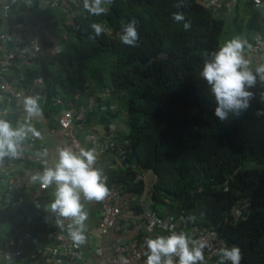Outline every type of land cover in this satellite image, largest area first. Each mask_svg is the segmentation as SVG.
I'll use <instances>...</instances> for the list:
<instances>
[{"label": "trees", "instance_id": "obj_1", "mask_svg": "<svg viewBox=\"0 0 264 264\" xmlns=\"http://www.w3.org/2000/svg\"><path fill=\"white\" fill-rule=\"evenodd\" d=\"M7 1L13 13L9 21L0 17V30L19 18L17 6L25 3ZM176 2L113 0L105 5L108 11L101 16L90 15L82 0L66 11L48 5L46 16L56 18L52 30L62 37L60 51L38 55L25 68L14 66L6 77L16 79V85L23 86L29 96H33L29 84L41 77L46 95L41 106L47 118L80 105L72 93L82 92L88 104L93 102L91 111L88 104L81 105L86 121L98 109L105 125L101 142L112 140L105 151L115 155L106 167L108 185H122L123 191L141 196L144 184L137 177L149 173L145 199L152 211L194 215L195 222L211 229L225 246L241 249V264H264V116L255 115L264 105L253 100L247 112L236 118L230 116L225 122L214 115V98L199 72L208 54L221 44L226 22L222 13L226 9L215 10L195 0H186V5L178 9ZM236 6L233 15L238 31L251 34L262 26L257 13L249 11L246 19L239 16L240 7ZM30 8L31 21L44 16L36 6ZM177 11L191 21L189 30H184L183 22L172 19L171 14ZM67 12L76 14L69 20ZM132 19L137 21L139 33L136 46L119 39L123 26ZM93 21L106 29L95 41L88 38ZM251 37H246L250 43ZM261 62L253 57V68ZM57 89L71 94L64 103L68 99L74 104L56 103ZM120 115L128 132L110 126ZM18 118L16 122L5 119L16 125ZM16 173H23L21 167ZM25 192L23 187L16 188V198L24 197L26 202L9 212L8 226L12 229L1 231L0 239L12 230L37 233L38 226L50 225L45 219L33 225L26 222L22 212L43 209L34 208L28 202L30 193ZM43 195L41 190L39 203ZM242 198L248 203L237 216L234 208ZM215 259L218 264L219 257Z\"/></svg>", "mask_w": 264, "mask_h": 264}, {"label": "built area", "instance_id": "obj_2", "mask_svg": "<svg viewBox=\"0 0 264 264\" xmlns=\"http://www.w3.org/2000/svg\"><path fill=\"white\" fill-rule=\"evenodd\" d=\"M25 3H19L17 8L19 12L14 21H11L6 28L0 30V117L7 118L10 121L18 123L24 122L25 111L23 107V98L29 96L23 86L16 85L14 81L6 77V72L14 66L25 68L38 55L47 56L60 51L62 47L61 35L52 30V23L56 18L46 16V6L51 8H60L64 11L75 4L77 0H24ZM205 7H212L215 10H232L236 5L247 3L249 8L260 11L264 16V0H260L257 5L256 0H195ZM7 0H0V17L4 21H9V17L13 13L12 7ZM21 5L24 7L21 8ZM30 6H36L44 11V16L36 21H31L32 12ZM76 12H67L69 20L72 19ZM78 13V12H77ZM252 48L247 50L248 57L253 62V57L261 60L264 55V26L254 31L252 36ZM255 54V56H253ZM264 62V61H263ZM45 84L41 77H37L29 84L30 92L33 96L41 97L40 104L44 103L45 96L43 89ZM59 92V93H58ZM60 89H57L55 96L56 103H62ZM106 94H103L105 97ZM93 102L87 106L89 111L92 110ZM86 111L81 105L74 108L61 109L54 114L55 119L62 130V141L58 144L66 145L74 150L84 147L79 137V132L84 131L87 119ZM17 123V124H18ZM16 124V125H17ZM13 125V126H16ZM33 125V122H32ZM111 134L107 137L109 138ZM112 140L100 142L96 147L98 158L96 165L102 153L106 151ZM41 144L37 142V138L32 136L23 142L21 154L18 158H5L0 162V176L2 170L6 171V187L0 190V204L3 205L7 212L15 211V207H22L25 198H16V188L25 187L27 185L23 181L22 174L16 173L19 167L27 166L31 162L27 156L32 155L36 150L40 149ZM124 155L120 156L118 164ZM17 160V162H16ZM35 161L43 169L45 166L42 158L37 157ZM18 164V165H17ZM95 165V166H96ZM23 169H21V172ZM25 172V171H24ZM144 173L137 179L143 180L144 188L141 196H135L127 191H123L122 185H108L106 178V186L109 189L108 196L99 202V217L97 220V229L99 232L114 230L117 232H130L136 229L137 232L128 238L120 241H112L108 247V255L104 256L99 264H145L146 250L144 240L146 237H155L157 235H168L169 229L174 225L177 232H186L195 239L204 238L208 241V246L204 249L206 264H217L215 259L216 249L225 243L222 239L214 236L211 229L207 226L199 225L197 222L187 221L186 215L181 213L157 214L152 211L146 202L147 195V178ZM35 189L31 193L28 200L29 203L37 208L40 205L38 197L40 191L43 190L37 183ZM137 207L141 208L140 210ZM241 207L234 208L235 214L239 216ZM29 209V208H24ZM23 218L30 224H37L39 219H45L50 225H41L37 228V233L23 231L20 229L12 230L5 239L0 240V255H9L13 261L22 258L20 264H92L87 257L86 251L82 247H74L68 238L66 231L58 229L55 226L54 218L49 212H32V209L22 212ZM93 252L102 256L104 249L97 244ZM123 258V259H122Z\"/></svg>", "mask_w": 264, "mask_h": 264}, {"label": "clouds", "instance_id": "obj_3", "mask_svg": "<svg viewBox=\"0 0 264 264\" xmlns=\"http://www.w3.org/2000/svg\"><path fill=\"white\" fill-rule=\"evenodd\" d=\"M82 3L90 15L101 16L108 11L105 5H111L113 0H82ZM256 3L259 5L260 0H256ZM185 5L186 0H177L175 7L179 9ZM171 15L174 21L183 22L185 31L191 28V21L185 20L183 12L177 11ZM89 27L92 31L88 38L93 41L106 32L104 25L95 21ZM119 39L125 45L136 46L139 33L135 19L123 26ZM251 48L248 39L235 35L211 51L203 61L199 77L214 98V115L221 122L228 121L230 116L236 118L247 112L253 100L258 99L264 105V62L253 68L252 60L247 55V50ZM261 60L264 61V55ZM253 88L258 91H251ZM40 100L39 96L23 98L24 122L16 126L0 117V162L6 157L18 158L23 142L30 134L39 137L40 133L32 121L43 118ZM255 115L264 116V107L257 108ZM38 155L45 166L31 175V182L38 183L41 189H53L52 199L46 204L45 210L54 218L55 226L66 231L73 246L81 247L87 243L89 213L85 202H100L109 194L104 171L95 166L98 153L95 148L80 147L77 151L60 145L55 148L51 164L47 159V150ZM186 219L194 222L196 217L189 215ZM174 228L173 225L168 235L145 238V264H206L204 249L208 241L204 238L195 239ZM216 255L219 257L218 264H241L242 254L238 246L221 244L216 249ZM5 259L11 260V257L6 255Z\"/></svg>", "mask_w": 264, "mask_h": 264}, {"label": "crops", "instance_id": "obj_4", "mask_svg": "<svg viewBox=\"0 0 264 264\" xmlns=\"http://www.w3.org/2000/svg\"><path fill=\"white\" fill-rule=\"evenodd\" d=\"M247 6L248 4L245 2L242 3V5H239L240 7L239 16L247 19L249 11H254L255 13L259 15V22H261L262 26H264L263 14L260 11L251 9ZM222 14L225 17V20H228L231 23H235L234 22L235 16L233 15L234 14L233 9L225 10V12ZM261 27L259 26L258 29H260ZM255 30L257 29H254L253 33ZM72 94L75 96L76 98L75 102L76 103L78 102L77 104H80L82 106H86L88 104L87 103L88 99L84 97V94L82 92H74ZM61 95H63L62 104L64 106L66 104L67 105L74 104V101L72 102V101H69L68 99H66V103H64V98L70 97L71 94L68 96L66 93L62 92ZM93 111H94V114L90 116L91 118H89L86 121L84 131L79 132V137L82 140L84 147L86 148H95L101 142V138H105V134H104L105 125L103 121L101 122V116H100L101 113L98 111V109H94ZM32 122H33V126L35 127V129L40 133L39 137H36V138H37V142L40 143L41 146H40V149L36 150L32 155L27 156L29 159H31V162L28 163L27 166H25L26 165L25 164L21 168L23 169L22 170L23 171V174H22L23 181L27 185V187H25V191H26L25 193H30L28 199L30 198L33 188L36 185L31 182V179H30L31 175L34 174L35 172L42 170V168L35 161V159L37 157H40V155H38L39 153L47 150L48 152L47 159H48L49 164H51L52 158L55 153V148L62 141V130L59 128V125L55 119L54 114L50 118H47L43 115V118L41 120L39 121L33 120ZM110 126L113 128L117 127L115 122H112ZM114 158H115V155L113 154V152L109 151V152H105L98 161V164L96 167L103 169L104 175L106 178H107L106 167L111 165V161ZM2 178L4 179L6 178L5 173L1 174L0 176V190H4L6 187V181L3 180ZM52 192H53V189L51 188L43 189L44 195L42 197H44V199L40 201V205H39V207L41 208L40 210L43 209V212H47L45 210V206L52 199ZM45 201H47V203ZM85 208L89 213V219L87 221L88 230L86 233L87 243L81 247L86 251L87 257L92 264H99V262L100 263L102 262V259L104 258V256L108 255L109 253L108 247L112 241L124 240L128 238L129 236L135 234L137 230L132 229L130 230V232H126V233L124 232L120 233L114 230H108L106 232H99L96 226L97 220L99 217V202H92L90 204L85 202ZM9 214H10L9 212H5V208L3 207L2 204H0V232L5 229L6 230L12 229V228H9L8 226L9 225L8 223L10 221V219H8ZM6 215L7 217L5 218ZM27 231L33 232L32 230H27ZM7 235L8 233H6V235H4V237L1 238L0 240L5 239ZM95 235L97 236V238H95ZM92 239H93V244L91 242ZM97 244H99L104 249V254L102 256H98L93 252V249ZM5 256L6 254L0 255V264H20V262L18 261H16L15 263V261H13L12 258L11 260H6Z\"/></svg>", "mask_w": 264, "mask_h": 264}, {"label": "rangeland", "instance_id": "obj_5", "mask_svg": "<svg viewBox=\"0 0 264 264\" xmlns=\"http://www.w3.org/2000/svg\"><path fill=\"white\" fill-rule=\"evenodd\" d=\"M225 21H226V22H225V25H224V28H223V29H224V32H223V34H222V36H221V38H220V43H221V44H222L225 40L230 39V38H232V37L235 36V35H240V36H242V37H244V38L253 35V31L251 32V34H250V33H247L246 31H241V32H240V31H238V30L236 29L237 26L235 25V23H231V22L228 21V20H225ZM251 38H252V37H251ZM124 120H125V119L123 118V116L120 115V119H119V117H117L116 120H115L114 122H115L117 128L124 130V132H128V127H127V125H126V124L123 125V121H124ZM239 203H240L239 207L243 208V207L246 206V204L248 203V201H247L246 199L242 198V199L239 201ZM235 208H238V207H235ZM95 238H97L96 235H95ZM91 242H92V244H93V239H92Z\"/></svg>", "mask_w": 264, "mask_h": 264}]
</instances>
